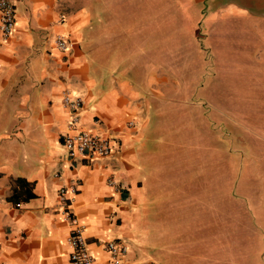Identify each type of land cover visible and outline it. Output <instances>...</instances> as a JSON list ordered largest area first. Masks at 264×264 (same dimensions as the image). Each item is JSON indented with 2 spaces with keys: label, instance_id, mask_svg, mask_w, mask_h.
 <instances>
[{
  "label": "crops",
  "instance_id": "1",
  "mask_svg": "<svg viewBox=\"0 0 264 264\" xmlns=\"http://www.w3.org/2000/svg\"><path fill=\"white\" fill-rule=\"evenodd\" d=\"M13 1L14 31L7 38L0 32V264H69L71 225L58 191L71 187L69 210L93 264H111V241L127 248L122 264H159L140 210L152 111L174 89L151 55L162 32L141 20L156 10L147 0L117 7H99L101 0ZM57 36L71 44L68 50L56 48ZM65 93L83 101L77 130L111 140L108 157L68 156Z\"/></svg>",
  "mask_w": 264,
  "mask_h": 264
},
{
  "label": "rangeland",
  "instance_id": "2",
  "mask_svg": "<svg viewBox=\"0 0 264 264\" xmlns=\"http://www.w3.org/2000/svg\"><path fill=\"white\" fill-rule=\"evenodd\" d=\"M151 7L141 20L165 32L151 55L174 89L142 155L148 250L159 264H264V18L211 0Z\"/></svg>",
  "mask_w": 264,
  "mask_h": 264
},
{
  "label": "built area",
  "instance_id": "3",
  "mask_svg": "<svg viewBox=\"0 0 264 264\" xmlns=\"http://www.w3.org/2000/svg\"><path fill=\"white\" fill-rule=\"evenodd\" d=\"M15 28V5L13 0H0V32L4 38L9 37ZM55 46L60 51L68 50L71 44L63 37L57 36ZM63 106L71 113V121L68 130L72 134H67L64 138V146L68 151V156L74 158H85L86 156L108 157L112 153V143L109 138L92 135L86 130H77L79 124L78 112L83 106L81 98H72L69 93H65L62 98ZM129 126L132 123H128ZM114 186L111 182L110 185ZM115 187V186H114ZM115 189H118L115 187ZM76 192V189L61 188L58 191V201L63 209L64 218L70 223L71 231L68 238L70 248L69 264H93L85 238L83 227L76 216L69 210V195ZM105 248L110 256L111 264H122L127 255V248L118 242H107Z\"/></svg>",
  "mask_w": 264,
  "mask_h": 264
},
{
  "label": "water",
  "instance_id": "4",
  "mask_svg": "<svg viewBox=\"0 0 264 264\" xmlns=\"http://www.w3.org/2000/svg\"><path fill=\"white\" fill-rule=\"evenodd\" d=\"M224 3L233 4L253 17H264V0H224Z\"/></svg>",
  "mask_w": 264,
  "mask_h": 264
},
{
  "label": "flooded vegetation",
  "instance_id": "5",
  "mask_svg": "<svg viewBox=\"0 0 264 264\" xmlns=\"http://www.w3.org/2000/svg\"><path fill=\"white\" fill-rule=\"evenodd\" d=\"M206 2V1H205ZM211 2H214L215 4H217L218 8H225V3L223 0H211Z\"/></svg>",
  "mask_w": 264,
  "mask_h": 264
},
{
  "label": "trees",
  "instance_id": "6",
  "mask_svg": "<svg viewBox=\"0 0 264 264\" xmlns=\"http://www.w3.org/2000/svg\"><path fill=\"white\" fill-rule=\"evenodd\" d=\"M154 1H155V0H148V2H149L150 4H154ZM146 4H147V2H146ZM172 6H173V5H172ZM158 14H159V13H158ZM164 34H165V32L163 31V32H162V36H164ZM198 97H199V96H198ZM22 181H23V180H18L16 183H18V184H19V183H22V184H23L24 181H23V182H22Z\"/></svg>",
  "mask_w": 264,
  "mask_h": 264
}]
</instances>
